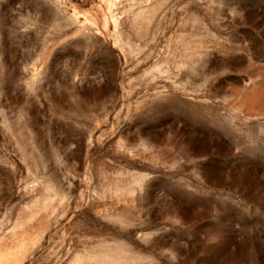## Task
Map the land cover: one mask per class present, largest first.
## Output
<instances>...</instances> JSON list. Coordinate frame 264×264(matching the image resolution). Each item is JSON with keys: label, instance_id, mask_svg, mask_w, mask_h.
<instances>
[{"label": "rangeland", "instance_id": "1", "mask_svg": "<svg viewBox=\"0 0 264 264\" xmlns=\"http://www.w3.org/2000/svg\"><path fill=\"white\" fill-rule=\"evenodd\" d=\"M0 264H264V0H0Z\"/></svg>", "mask_w": 264, "mask_h": 264}]
</instances>
